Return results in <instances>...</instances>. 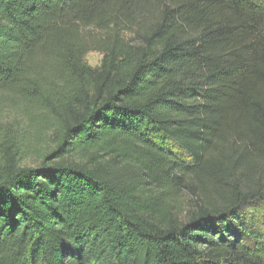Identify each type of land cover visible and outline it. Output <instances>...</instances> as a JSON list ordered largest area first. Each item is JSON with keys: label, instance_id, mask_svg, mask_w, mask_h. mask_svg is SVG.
I'll return each mask as SVG.
<instances>
[{"label": "trees", "instance_id": "trees-1", "mask_svg": "<svg viewBox=\"0 0 264 264\" xmlns=\"http://www.w3.org/2000/svg\"><path fill=\"white\" fill-rule=\"evenodd\" d=\"M5 98L57 147L0 159V264H264V0H0Z\"/></svg>", "mask_w": 264, "mask_h": 264}, {"label": "rangeland", "instance_id": "rangeland-1", "mask_svg": "<svg viewBox=\"0 0 264 264\" xmlns=\"http://www.w3.org/2000/svg\"><path fill=\"white\" fill-rule=\"evenodd\" d=\"M87 64L98 68L102 62L99 53H90ZM41 114L27 105H17L7 98L0 100V159L9 158L20 167H39L56 149L57 139L53 126L39 122ZM178 214L186 220L201 206L200 200L187 191L176 195Z\"/></svg>", "mask_w": 264, "mask_h": 264}]
</instances>
